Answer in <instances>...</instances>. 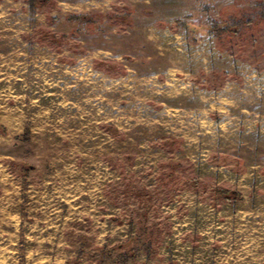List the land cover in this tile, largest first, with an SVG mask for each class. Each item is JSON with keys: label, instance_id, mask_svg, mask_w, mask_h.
<instances>
[{"label": "rangeland", "instance_id": "1", "mask_svg": "<svg viewBox=\"0 0 264 264\" xmlns=\"http://www.w3.org/2000/svg\"><path fill=\"white\" fill-rule=\"evenodd\" d=\"M0 264H264V0H0Z\"/></svg>", "mask_w": 264, "mask_h": 264}, {"label": "trees", "instance_id": "2", "mask_svg": "<svg viewBox=\"0 0 264 264\" xmlns=\"http://www.w3.org/2000/svg\"><path fill=\"white\" fill-rule=\"evenodd\" d=\"M82 18H84V16H82Z\"/></svg>", "mask_w": 264, "mask_h": 264}]
</instances>
